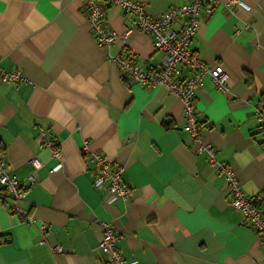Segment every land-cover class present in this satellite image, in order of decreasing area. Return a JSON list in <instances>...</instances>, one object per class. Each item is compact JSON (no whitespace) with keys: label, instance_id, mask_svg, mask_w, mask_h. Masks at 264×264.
Wrapping results in <instances>:
<instances>
[{"label":"crops","instance_id":"obj_1","mask_svg":"<svg viewBox=\"0 0 264 264\" xmlns=\"http://www.w3.org/2000/svg\"><path fill=\"white\" fill-rule=\"evenodd\" d=\"M136 1L154 17L191 0ZM226 1L200 13L191 50L226 73L227 89L205 76L194 111L216 159L264 211V129L255 117L264 111V0ZM104 22L121 36L132 17L109 7ZM122 51L150 71L162 60L151 37L135 31L100 47L83 0H0V68L25 79L0 80V150L32 221L13 215L0 192V264H102L100 223L128 264H264V245L229 207L224 179L193 151L181 102L163 87L125 82L112 61ZM47 142L62 155L54 173ZM84 144L111 168L123 166L127 200L94 189Z\"/></svg>","mask_w":264,"mask_h":264},{"label":"built area","instance_id":"obj_2","mask_svg":"<svg viewBox=\"0 0 264 264\" xmlns=\"http://www.w3.org/2000/svg\"><path fill=\"white\" fill-rule=\"evenodd\" d=\"M83 2L87 25L100 47L107 49L119 40L124 42L131 31L151 37L154 49L162 54V60L156 70L144 69L131 54L124 51L116 55L112 61L117 65L125 82L145 88L163 87L179 99L184 117L183 129L190 137L193 151L197 155L207 156L208 162L215 167L217 174L226 183L230 196L229 207L241 216L242 221L250 225L264 245V211L258 202L260 199L252 200L246 196L230 166L216 159V150L204 140L194 111V99L203 85L205 76L210 79L217 90L224 92L227 89L228 76L226 73L220 68L203 64L191 50L192 39L198 30L199 15L202 11L210 14L217 4L216 0H191L189 3L172 7L154 17L147 15L144 3L136 0H83ZM226 5L243 6V3L241 0H227ZM109 7H118L124 15L132 17L130 30L121 36L115 35L105 25L104 15ZM177 23L180 24L178 30L174 29ZM0 80L16 84L25 82L18 72H5L1 68ZM255 117L264 129L263 109L258 107ZM46 146L51 149L56 161L50 170V173H54L62 167V155L52 142H47ZM82 155L94 167L95 177L92 182L94 189L116 199L123 201L128 199V191L121 183L123 166L117 165L111 168L100 153L89 152L86 144L83 146ZM31 163L36 168L41 166L36 159H32ZM0 189L2 196L11 202L12 214L19 220L30 224L32 221L28 214L22 211L17 204L24 199L26 190L9 174L1 150ZM263 196L264 194L261 197ZM99 227L102 236L98 248L103 252L102 264H128L119 254L116 246L117 237L111 227L106 223H100ZM40 232L45 233V225H41ZM50 249L55 254L61 252L58 245Z\"/></svg>","mask_w":264,"mask_h":264}]
</instances>
